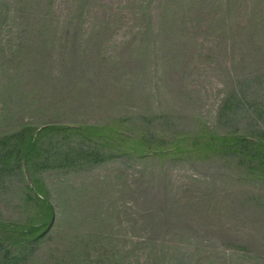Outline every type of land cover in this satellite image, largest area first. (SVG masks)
<instances>
[{
    "label": "rangeland",
    "instance_id": "374dc122",
    "mask_svg": "<svg viewBox=\"0 0 264 264\" xmlns=\"http://www.w3.org/2000/svg\"><path fill=\"white\" fill-rule=\"evenodd\" d=\"M3 1L9 9L6 26L14 27L5 32L3 43L13 40L26 17L34 15L32 25L46 18L48 26L28 30L23 38L26 44H34L32 56L40 59L34 70L44 71L47 77L37 90L23 94L13 110L36 128L39 149L28 154L17 141L4 139L18 128L0 122V150L5 145L0 152L12 155L4 166L7 170L0 172V221H24L26 183L30 178L42 180L55 211L65 213L57 221V230L70 227L72 236L82 231L101 235L105 228L115 251L139 246L124 264H166L184 252L179 229L154 237L151 251L147 245L140 246L150 233L144 212L155 207V200L166 199L171 209L166 227L175 225L178 215L186 216L199 240L184 241L200 243L196 255L200 264H264V216L254 219L249 210L233 203V194L245 190L249 194L259 190L264 202V184L244 168L237 172L235 164L256 152L237 139L247 137L249 143L264 139V125L262 129L236 126L225 152L211 151L213 157L198 153L199 159L185 153L172 157L141 153L146 148L123 140L134 127L120 126L113 134L101 135V126L110 119L125 118L144 125L142 129L152 135L167 131L162 135L167 146L175 138L171 130L185 131L193 117L202 124L187 130L198 133L189 138L205 142L208 137L203 133L214 126L227 75L231 80L236 76V81L259 75L264 100V0H178L182 6L172 0L169 12L186 28L169 37L160 29L166 0H40L34 11L23 10V19H16L13 12L17 0ZM79 12L81 16L73 20ZM252 25L259 30L255 39L248 40ZM145 26L150 30L143 35ZM74 41L78 46L71 45ZM142 41L148 43L149 52L137 67L134 50ZM180 47V57L166 56L169 49ZM255 48H259L256 53ZM31 61L23 62V85L13 81L25 91L37 75L31 71ZM5 81L0 79V86ZM261 108L264 111V105ZM47 126L53 127L47 130ZM138 130L132 136L146 135ZM101 197L103 207L109 208L104 223ZM95 213L100 214L97 220ZM99 247L94 244L89 255L96 257L94 249ZM163 247L166 255H161ZM42 253L41 247L31 255ZM51 255L66 253L53 250Z\"/></svg>",
    "mask_w": 264,
    "mask_h": 264
},
{
    "label": "trees",
    "instance_id": "16d2710c",
    "mask_svg": "<svg viewBox=\"0 0 264 264\" xmlns=\"http://www.w3.org/2000/svg\"><path fill=\"white\" fill-rule=\"evenodd\" d=\"M171 1L172 0H166L167 4L164 7L166 11H163L160 18V29L168 35L166 37L172 35L171 33L173 32L181 31V28L184 30L186 28L184 24L181 25L175 14L170 13L172 11L169 7ZM175 4H179V6L183 5L182 1L178 0L174 5ZM38 6H40V0H17V5L13 12H15V16H17L16 19H18V17L23 19L22 12L24 9L34 11ZM8 12L9 9L5 5V2L0 0V79H6L5 85L0 86V122H2V124L8 122L18 128L16 133L11 137L5 136L4 139L17 141V145L24 149L25 153L29 151V154L38 147L37 141L39 139L36 141V128L33 124L23 122L21 116L19 117L16 112H13V110L16 106H19L22 95L25 93L28 95L34 90H37L38 85L41 83L42 79L47 77V75H45L44 71L38 73L37 70H34L35 65L39 63L40 59L32 56V52L35 50L34 44H26L23 41V38L28 33V30L33 31L37 28L46 30L48 22L46 18H43L39 23H33L34 25H32L30 22L34 19V15L30 18H24L20 23L22 27L16 31L14 38H12L13 40H8L7 42L9 44H6L2 42V37L5 32L9 34L12 28H14L13 26H6L7 18H9ZM80 16L81 13L79 12L73 20L78 19ZM72 24L73 23H70V26ZM257 25H252L250 28L251 34L247 33L246 36L248 40L256 38L255 35L259 30ZM75 27L78 28L79 24L75 25ZM144 29L143 35L146 34L147 30H150V27L145 26ZM71 45L73 47L78 46L75 41L72 42ZM148 48L149 45L145 41L139 43L135 48L134 53L137 54V58L134 61L135 66L139 67L141 63H143V56L146 57L148 55ZM258 49L259 48H255L254 52H258ZM180 50L181 47L178 49H169L166 56L171 59H176L181 55ZM24 56L28 57L24 58ZM34 59L36 61H34ZM25 60H32L31 71L32 73H37V75L31 78L28 82L31 89L27 91L21 88L20 85L17 86L14 83L17 81L23 85V82H21L22 75L20 71L23 69V62H26ZM234 78L231 80L227 75L225 82L222 83L225 89L222 91V96L218 104L214 126H212L211 131L203 133L208 137L205 142L190 140L191 138H189L198 133L187 130H192L195 125L201 126L202 124L193 117L192 119H188L189 122L185 125V131H179L177 133L175 130H171L174 134L173 137L175 138L171 139L167 146H164L163 141L165 140H163L162 137L165 130L152 135L142 129L144 128V125L141 126L138 123L129 122V120L127 122V119L125 118L110 119L106 125L101 126V135L113 134L116 130L121 128L120 126L134 127L135 130L139 129L138 131L143 132L146 135L137 137L134 133V136H132L134 129H131L125 134L126 137L122 139L132 142L133 145L140 146L141 149L146 148V150L141 153H148L149 156L151 154H160L172 157L175 156L176 153L179 155L185 153L191 157L196 156L197 159H199L198 153H210V157H213L211 151L225 152L226 149L224 150L223 148L232 144L229 141L233 139L231 134H233V129L236 126L239 128V126L256 127L258 125L257 127L262 129V126L264 125V111L261 108V106L264 105V100L261 99L262 88L259 75L253 74L251 76H245L240 81H236V76ZM94 79L95 78H90L91 81ZM27 105L28 107H31L32 103L28 101ZM52 127L53 126H47L45 128L48 130L52 129ZM82 128L86 130H98L97 126H82ZM169 129L171 128L169 127ZM222 129H224L222 132L223 135H218V132L222 131ZM166 132L167 131H165V133ZM246 138L247 137H241L237 139V143L242 142L251 144L256 152L254 156H250L249 158V156L246 155L244 160L235 163L239 169H237V172L242 173L244 168V172H250L251 175L254 176V179L263 185L264 145L261 147L255 146L264 144V139L258 138L253 143H249L248 140L246 141ZM4 139L1 140L4 141ZM101 145L104 146L105 143ZM10 147L12 146L10 145ZM4 148L5 145L2 144L1 150ZM6 149H8L7 146ZM256 153L258 154L256 155ZM244 154L246 153L244 152ZM101 155L103 154L101 153ZM48 157L51 158V155H48ZM11 160V154H8L4 150L0 152V172H5L7 170L4 166L7 168V164L8 162H11ZM29 184L26 183L24 190V211L26 217L24 221H0V233L1 231L4 232L0 234V264H124V260H127V257H129L130 254L133 255L135 250H137V247H139L137 246L132 250H127L126 248L124 251H115L113 237L105 228L101 230V235H97L90 231H82L79 235L72 236V233L69 232L70 227L64 230H57V221L64 218L65 213L55 211L49 195L44 190L45 185L42 180L30 178ZM235 193L236 194H233V203L237 208L249 210L254 219L258 220L263 218L264 202L261 203L263 199L262 192L255 190L254 193L249 194L245 190L240 192L237 191ZM240 197L242 199L239 201ZM237 199L238 202L236 201ZM87 201L90 202L89 198H87ZM104 203L105 200L101 197V223H104L105 218L108 217L107 211L109 208H104ZM167 206L168 202L166 199L163 201L158 199V201L155 200L154 208L148 212H144L147 213L149 219V223L146 226L150 229V233L147 239L143 240L144 243H142V241L140 242V246L147 245L148 251L153 250L155 248V242L153 241L154 237H157L161 232L166 233L168 229L171 230L174 227L181 231L178 234L181 239L179 245L184 246V252L178 257L172 256L170 261L166 264H200V258H196V255L201 252L202 247L200 243L192 245L191 243H185L184 241H192L194 237L195 240H199L197 231L187 225L184 220V218H186L185 215H178V221L175 225L167 228L166 226L170 224V220L167 216L171 212V209ZM180 209H185V207H180ZM144 213L142 212L140 214L142 219ZM99 215V213H95L93 218L97 220ZM150 225H154V227L152 228ZM75 231H77V226H75ZM97 243L100 244L99 248L94 249L97 256L92 257L93 255H89V253L93 249L94 244ZM41 247L43 251L41 255H31L33 251ZM53 250H58V253L59 251H63L66 255H51ZM164 250L163 247L161 255H166Z\"/></svg>",
    "mask_w": 264,
    "mask_h": 264
}]
</instances>
